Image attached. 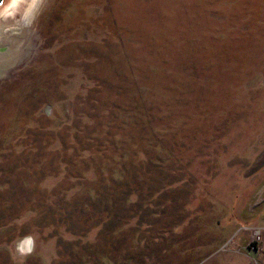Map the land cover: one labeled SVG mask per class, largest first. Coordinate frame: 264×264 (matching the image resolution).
<instances>
[{"label":"rangeland","instance_id":"374dc122","mask_svg":"<svg viewBox=\"0 0 264 264\" xmlns=\"http://www.w3.org/2000/svg\"><path fill=\"white\" fill-rule=\"evenodd\" d=\"M31 1L0 12V224L35 247L0 264H264V0Z\"/></svg>","mask_w":264,"mask_h":264},{"label":"crops","instance_id":"0c3cea01","mask_svg":"<svg viewBox=\"0 0 264 264\" xmlns=\"http://www.w3.org/2000/svg\"><path fill=\"white\" fill-rule=\"evenodd\" d=\"M7 202V201H6ZM4 217V218H3ZM8 216L4 213L0 214V218L2 219H6ZM23 218V214H20L18 212V214L16 216H14V219H16L17 222V226L18 228H20L22 226V224H20V220H22ZM8 220V218H7ZM22 229V228H21ZM13 230L12 233L8 236V232H10V229H8V225L7 224H0V248L3 247L4 250H8V247L10 249V251L14 254V249L15 248L17 250V247H23V248H27L29 246V240L27 239L28 237H32L33 236L30 234V232H24L23 229L22 230ZM7 232V233H5ZM7 237L6 240H4ZM34 239V238H33ZM4 241V242H3ZM8 252V251H7ZM9 256V254H8Z\"/></svg>","mask_w":264,"mask_h":264},{"label":"bare ground","instance_id":"6f19581e","mask_svg":"<svg viewBox=\"0 0 264 264\" xmlns=\"http://www.w3.org/2000/svg\"><path fill=\"white\" fill-rule=\"evenodd\" d=\"M36 0L31 1V6L34 5ZM18 3V0H3L2 4L0 5V12H7L9 10V7H14ZM13 12V11H12ZM11 13V12H10Z\"/></svg>","mask_w":264,"mask_h":264},{"label":"clouds","instance_id":"9594fccd","mask_svg":"<svg viewBox=\"0 0 264 264\" xmlns=\"http://www.w3.org/2000/svg\"><path fill=\"white\" fill-rule=\"evenodd\" d=\"M27 239L29 240V246L27 248H23V247H20V246L17 247V251L21 255L30 254L34 250L35 242H34L33 238L32 237H28Z\"/></svg>","mask_w":264,"mask_h":264},{"label":"water","instance_id":"95a60500","mask_svg":"<svg viewBox=\"0 0 264 264\" xmlns=\"http://www.w3.org/2000/svg\"><path fill=\"white\" fill-rule=\"evenodd\" d=\"M3 0H0V5L2 4Z\"/></svg>","mask_w":264,"mask_h":264}]
</instances>
